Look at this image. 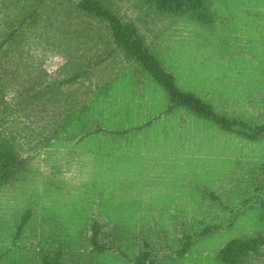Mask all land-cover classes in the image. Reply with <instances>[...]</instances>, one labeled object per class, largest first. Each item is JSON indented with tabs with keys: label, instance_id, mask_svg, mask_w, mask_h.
I'll return each mask as SVG.
<instances>
[{
	"label": "trees",
	"instance_id": "trees-1",
	"mask_svg": "<svg viewBox=\"0 0 264 264\" xmlns=\"http://www.w3.org/2000/svg\"><path fill=\"white\" fill-rule=\"evenodd\" d=\"M211 4L212 0H0V189L12 185L29 160L56 140H91L93 135L117 131L118 126L111 129L106 124L110 118L104 114L107 96L100 76L103 69L111 71L107 67L119 63L121 77L136 65L157 81L168 95L167 108H186L248 139L264 136V117L248 119L216 110L201 96L176 85L173 72L160 57L159 44L168 28L184 18L209 24L215 18ZM37 49L66 54L70 66L65 62L59 71L70 72L53 76L36 56ZM245 181L253 185L242 188L243 205L250 204L245 211L264 223V159L255 163ZM209 195L218 200L212 192ZM220 205L224 212L219 217L181 223L175 256L188 253L208 235L231 231L222 235L227 240L217 251L221 263L264 264L262 224L253 222L254 233L232 227V221L225 223L234 217L227 211L231 207ZM32 215L30 209H23L14 238L3 242H16ZM88 226L90 232L84 237L98 251H119L135 264H154L162 258L167 262L173 257L152 254L147 242L136 254L124 252L117 243L118 229L104 230L97 219ZM60 246L40 250L41 264H61Z\"/></svg>",
	"mask_w": 264,
	"mask_h": 264
},
{
	"label": "rangeland",
	"instance_id": "rangeland-1",
	"mask_svg": "<svg viewBox=\"0 0 264 264\" xmlns=\"http://www.w3.org/2000/svg\"><path fill=\"white\" fill-rule=\"evenodd\" d=\"M182 26H184V20L180 19L172 24L162 35L159 44L160 57L164 61L165 66L173 72L176 78V85L196 93L216 108L217 105L209 97L199 93L205 87L200 81L199 68L196 66L184 68L186 63L198 60V49H196L195 38L190 40L188 45L193 48L192 50L181 45ZM35 53L38 58L42 59L43 66L53 76L62 77V74L70 72V69L67 70L66 68V72L60 73L61 71H59V68L63 67L61 65L68 62L66 54L61 52L53 53L42 49H37ZM67 64L70 66V62ZM134 66L136 65L131 67ZM111 71L106 69L103 72L102 83L106 84L110 80L108 74ZM114 71L118 70L114 69ZM124 72L125 76L121 77L118 83L120 86L118 84L113 85L116 90L107 96L109 101L106 99L107 101L105 100L104 102L103 100L104 114L110 118V121L106 124L111 129L120 124L130 126L134 123L140 124L145 121V126H142V128H144L147 136L149 115L159 109V107L164 114L174 110L190 111L182 107L167 108L170 106V101L166 91L157 81L146 75L149 81L143 80V82L146 83V90H149L150 94L145 98H141L138 109H135L138 112H135L136 116L133 115V107L138 104L136 101L138 99L137 95L142 91L139 90L138 84L134 86L126 77L128 72ZM197 82H199L198 85H196ZM78 85L69 89L74 90ZM253 88L259 89L261 85H255ZM131 89L133 90L132 92ZM11 94L12 92L9 90L8 95ZM162 95L165 97L162 98ZM260 97V100H237L235 107L237 111L241 110L237 113L248 119L264 117V87ZM156 98H161V101L157 102L159 107L155 105ZM121 99L124 101L127 99L128 103L130 102L132 107L130 115L132 117H123L118 110ZM189 117L197 126H200L198 123H201L218 128L207 118L194 114ZM171 119L178 121L174 116ZM158 124L159 127H166L172 123L160 121ZM185 124L189 125L190 123L187 121ZM196 130L197 128L193 129L190 126L188 128L190 136H193ZM219 130L231 137L236 136L238 138L237 142L235 144L232 142L223 144L215 136L213 143L208 142V140L198 145L190 143L188 149L179 150L175 149V134H170L171 140L167 145L171 148H168L165 144L167 133H158V135L163 136L161 145L167 147L174 157L177 156L178 159L185 161V169H183L182 175H180L179 166L172 167V186L175 187L177 183H180L176 188L180 187L182 189V186H186L190 192V197L186 203L188 206H174L170 212L158 211L154 207L143 208L140 212H130V207H127V204L123 202H120L118 207H106L112 210L107 213L97 210L96 199L99 197H95V194L101 188H98L99 183L93 182L92 179L102 172H112L114 174L115 160L110 159L109 154L113 152L112 149L115 146L118 153L120 152L119 165L123 171L120 175H124L125 179L128 178L131 169L141 167L139 161H137L136 165L131 160H149L148 152L152 156L155 155V152L148 148V143H142L143 154L139 155L141 143L136 139H130L134 133L133 129H130L125 134L127 139L121 143L120 148H118L117 140H105L96 144L94 148H98L102 154L100 159H96L100 153H96L95 158L94 152L89 151V148L93 147L95 140L89 142L84 139L81 141L60 139L44 146L29 160L27 167L16 177L12 185L0 189V234L2 235L0 236V255L5 253L15 255L24 252L26 258L30 256V258L36 259L32 255L34 251H39L47 246L51 247L56 243L54 238H61L69 239L71 242L70 245L64 243L61 247L64 253L63 259L67 263H76L78 252L83 254L88 252L84 236L90 232L88 225L91 220L97 219L103 224L104 230L112 231L114 228L112 226L114 225L120 227L116 228L122 240L118 244L121 245L120 248H123L124 252L130 250L134 252L133 254H136L143 247V242H147L151 244V247L148 248H150L152 254L163 253L167 254V256H173L167 262L164 261L166 264H222L217 257V251L227 240V236L222 235H228L231 231L225 234L208 235L198 240L193 249L184 255L175 256V253H173L177 246V237L183 227L181 223H188L192 218L213 219L214 217H219V214L224 212L221 209V202L231 207L232 211L229 209L227 211L234 215L233 218L225 220V223L232 221V227L251 231L253 230V222H260L262 230H264V223L258 219L255 220L254 216L246 213L245 208L250 204L245 203L243 205L246 194L245 190L242 189L251 186L245 179L247 180L255 163L260 159H264V136L248 139L242 134ZM96 137L100 138L101 135ZM240 138H243V141H239L241 140ZM129 140L135 141L134 145H136V148L130 146L128 152L125 149L129 147L126 145ZM223 141H229V136H226ZM137 155L139 156L136 157ZM151 167V164L148 165V168ZM157 167L160 168L157 172L158 174L166 172L170 168L169 164L157 165ZM136 174L139 175V173ZM187 178L189 183H183ZM138 179L139 177H137ZM248 181L250 180L248 179ZM186 187L183 190H186ZM190 189L202 192L210 200V204L203 201L198 193H196L197 196L195 193L193 196V192ZM207 191H212L213 194L217 193L218 200H213L211 195L207 194ZM120 199L122 201L123 198L120 197ZM218 205L220 206L218 207ZM27 208L32 211L33 215L29 221L23 223L19 236L16 237L18 240L17 244L6 245V242H3V238H14L13 235L16 233L18 219L22 214V210ZM251 233H254V231H251ZM6 240L8 241L9 239ZM65 241L69 244L67 240ZM132 242L140 244V246L136 247ZM8 244H11V242H8ZM70 254L73 256L68 258ZM105 259H107L106 264H135L127 255H123L116 250L112 254L106 255ZM163 259L166 258H162L160 259L161 262L154 264H165L162 261ZM1 262L2 264H11L4 260H1ZM23 264H25V261H23Z\"/></svg>",
	"mask_w": 264,
	"mask_h": 264
},
{
	"label": "crops",
	"instance_id": "crops-1",
	"mask_svg": "<svg viewBox=\"0 0 264 264\" xmlns=\"http://www.w3.org/2000/svg\"><path fill=\"white\" fill-rule=\"evenodd\" d=\"M211 9L215 18L209 24L186 18L183 19L184 26H182L181 45L192 50L193 48H190L188 45L190 44V40L195 38L196 49H198V60L186 63L184 68H189L190 66L199 68L200 81L205 86L203 91L199 93L209 97L217 105L215 108L216 110L231 115L239 114L237 112L241 110L237 111L235 107L236 101L260 100V94L264 87V0H212ZM120 64L121 63L114 67H107L113 70L108 74L110 76L108 82L110 83L106 82V84L102 85V82H100V86H103H101V88L104 97L105 95L109 96V94H112V91L116 90L113 85L119 83L122 74L120 73L121 71L115 72L114 69L119 70ZM104 71L106 70L103 69V72ZM103 72L100 76L101 81H103ZM127 72L128 75L126 77L129 81L134 84V86L138 84L139 90L142 91L137 95L138 99L136 101L138 104L136 107H133V115L136 116L135 112L138 111H135V109H138L141 98H145L150 94L149 90H146V83L143 82V80L149 81V79L146 76L147 74L137 66L128 68ZM123 75L125 76V73ZM198 84L199 82H197L196 85ZM258 84L261 85V88L254 89L253 87ZM133 90L131 89V92ZM164 97L165 96L162 95V98ZM120 101L121 103L119 104L118 110L122 113V116L132 117V115H130L132 109L130 102L128 103L127 99L125 101L121 99ZM158 101H161V98H156V107H159L157 105ZM191 114L192 113L189 111L183 110H174L164 114L163 110L159 107V109L153 111L149 115V119L147 120V136L144 128H142V126H145V121L140 124L134 123L130 126L127 124H120L116 129L117 131L111 134H103L100 138L96 137L98 135L92 136L91 140H95V143L92 148H89V151L92 150L90 152H94L95 158L96 153H100L96 159L102 158V154L98 148H94L96 144L105 140H117L119 145L118 148H120L121 143L127 139L125 134L130 131V129L134 131L130 139H136L141 143L139 155L143 154L142 143H148V148L155 152L154 156L148 152L149 160H131L136 165L137 161H139L141 167L138 169H131L128 178L125 179L124 175H120L123 172L122 167L119 165L120 152L118 153L116 146L112 149L113 152H111L109 156L110 159L115 160L114 174H112V172H102L92 179L93 182H98V188H101L95 194V197H99L96 199L98 211H103L105 213L110 212L112 210L106 207H118L120 202L126 203L127 207H130V212H140L146 207H154L157 208L158 211L164 210L170 212L173 210L172 207L174 206H188L186 203L190 197V192L187 190V187L182 186L181 189L180 187L176 188L180 183H177L175 187L171 184L172 167L179 166L180 175H182L183 169H185V161L178 159L177 156L174 157L168 149L171 148L167 145L171 140L170 134H175V149L179 150L188 149L190 143L198 145L204 143L206 140L213 143L215 136H217L218 141L223 144H230L231 142L235 144L238 140L236 136L231 137L228 134H224V132L219 130L221 128L218 126L216 127L219 129L196 122L200 125L197 126L194 121L190 119L189 116ZM173 116L176 117L178 121H173L171 119ZM160 121H167L172 124H168L166 127H159L158 123ZM187 121L190 123L189 125L185 124ZM190 126H192L193 129L197 128L193 136H190L188 132ZM158 133H167L165 144L168 148L161 145L163 136L158 135ZM226 136H229V141L224 142L223 139L226 138ZM240 139L239 141H243V138ZM84 140L91 141L88 137ZM134 142L133 140H129L128 143H126L129 147H126L125 150L129 152L130 146L136 148ZM150 164L152 167L148 168ZM162 164H169L170 168H168L166 172L158 174L157 172L160 168H158L157 165ZM136 173H139V175ZM137 177H139L138 180ZM186 181H183V183L188 184V178ZM185 187L186 190H183ZM203 189L205 188L203 187ZM190 190L193 192V196L194 193L196 196V193H198L203 201L210 204V200H208L202 192L196 189ZM210 192L212 191H207V194ZM215 194L217 195V193ZM120 197L123 198L122 201ZM183 200H185V202H183ZM112 227L120 228L118 225ZM65 240H67L69 244ZM120 240L121 238L117 243L122 242V240ZM8 242H11V244H8ZM17 242L18 240L14 243L11 240H6V245H15ZM64 243L67 245L71 244L69 239H62L53 246L61 245V248ZM132 244L135 243L132 242ZM85 246H87L88 252L84 254L78 252L76 255V263L65 262L63 259L64 253L62 251L61 264H106V255L109 253L112 254L113 252L98 251L93 248L92 245H89L86 239ZM135 246H140V244H135ZM32 255L36 259L30 258V256L26 258L24 252L15 255L5 253L0 255V264H2L1 260L10 262L11 264H23V261H25V264H27V261L28 264H41L40 250L34 251ZM72 256L73 255L70 254L68 258Z\"/></svg>",
	"mask_w": 264,
	"mask_h": 264
}]
</instances>
